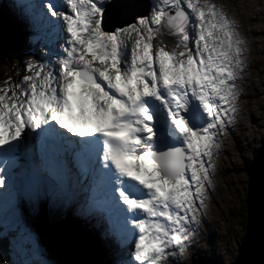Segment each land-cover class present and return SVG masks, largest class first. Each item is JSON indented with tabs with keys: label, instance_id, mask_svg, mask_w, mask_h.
Segmentation results:
<instances>
[{
	"label": "snow or ice",
	"instance_id": "1",
	"mask_svg": "<svg viewBox=\"0 0 264 264\" xmlns=\"http://www.w3.org/2000/svg\"><path fill=\"white\" fill-rule=\"evenodd\" d=\"M120 7L25 5L60 49L0 82V157L31 136L42 160L75 161L93 193L81 214L99 208L114 222L131 245L122 264H179L212 187L217 137L238 111L246 42L210 0H155L149 15L105 30V13Z\"/></svg>",
	"mask_w": 264,
	"mask_h": 264
},
{
	"label": "rangeland",
	"instance_id": "2",
	"mask_svg": "<svg viewBox=\"0 0 264 264\" xmlns=\"http://www.w3.org/2000/svg\"><path fill=\"white\" fill-rule=\"evenodd\" d=\"M210 2L220 7L227 17L236 23V30L246 42L245 55L241 57L244 67L237 80L240 89V95L236 101L238 111L231 125H228L226 130L217 137L220 147L214 151L213 155L212 162L215 169L211 173L212 187L207 190L208 199L205 201L201 214L198 215L199 224L190 243L194 242V244L192 248H190L191 245L187 248L179 264H233L235 262L238 245L240 246L245 235L243 222L247 218L246 197L249 177L244 171L247 168L245 162L253 159V154L261 146V139L264 138V0H210ZM145 3L150 6L152 2L145 0ZM130 4L123 5L121 7L123 9H119L115 20L123 21V18L136 14L134 5ZM5 21L6 17L0 16V25ZM41 35H44V32ZM15 39L21 42L22 52L25 48L22 37L15 35ZM56 43L60 46V41ZM59 46L56 47L58 51ZM8 50L0 57L2 60L0 82L11 76L16 78L18 74H10V76H4V74L7 69L16 71L20 69V62L22 64L23 61V57H19L21 52L19 55L17 50L12 48ZM0 52H2L1 49ZM237 118H243V120L239 121ZM40 196L48 197L45 192H42ZM40 196L37 201L38 206L41 202ZM52 205L57 213L58 208L53 203ZM35 206L31 207L36 213ZM34 212L26 208L25 211L21 210L17 214L14 213L12 216L9 214V217L0 219L3 229L0 235H10L14 238L12 241L20 245H12L15 253L11 260L15 264H38L37 261H26L28 258L25 260L24 251L33 249L35 253H42L43 264H57L46 247L41 249L40 240L37 242L38 234L35 225L31 226L35 221ZM19 231L24 235L21 242H19V238L21 239ZM112 250L117 251L114 247ZM125 250L126 248L123 249ZM11 260L9 264H12ZM106 260L110 264H119L116 260L107 258Z\"/></svg>",
	"mask_w": 264,
	"mask_h": 264
},
{
	"label": "water",
	"instance_id": "3",
	"mask_svg": "<svg viewBox=\"0 0 264 264\" xmlns=\"http://www.w3.org/2000/svg\"><path fill=\"white\" fill-rule=\"evenodd\" d=\"M147 14V11H144V13H137L131 18H128L129 20L119 25H111L108 29L116 26H126L129 23L135 22L134 18L136 16ZM105 24L106 26L109 25L107 23ZM244 171H246L249 176L246 197V228L240 246L238 245V255L233 264H264V138L261 139V146L256 150V153L253 154V159L249 162ZM33 225L34 224L31 226ZM38 227L45 233V236H42L39 243L41 249L46 247L57 264H61L60 261L56 259V256L53 255V252H55V243L51 241L52 239L43 228L40 226ZM12 245L13 243L7 242L5 237L0 235V264H9L14 254ZM2 251L10 252V255L3 254ZM68 258V255L64 254L63 260L69 261ZM11 262L15 264L12 260Z\"/></svg>",
	"mask_w": 264,
	"mask_h": 264
},
{
	"label": "trees",
	"instance_id": "4",
	"mask_svg": "<svg viewBox=\"0 0 264 264\" xmlns=\"http://www.w3.org/2000/svg\"><path fill=\"white\" fill-rule=\"evenodd\" d=\"M8 3V2H7ZM4 6V5H2ZM115 20V19H114ZM4 22V21H3ZM109 25L111 21L107 22ZM4 25L0 28V40L5 42L6 44H10V46L15 45L14 41H11L8 36L6 37V30L9 28V25ZM8 44V45H9ZM13 44V45H11ZM0 46L4 47L1 43ZM251 159L246 160L245 165L248 166ZM41 203H39L40 206ZM64 211V209H63ZM63 211L61 215L63 214ZM45 217H47L48 213L43 211ZM53 213V211H52ZM49 216V215H48ZM48 218V217H47ZM41 226L47 227L48 230H45L48 236L52 239L54 244L55 252L53 255L56 256V259L60 261L61 264H101L100 259V249L98 245L94 242L92 235L84 231L81 227L74 225L75 227L68 226V229H64L60 224L66 226L67 224L64 222H56V227H61L60 231H57L53 226H49L48 220H38ZM70 223H72L69 220ZM243 227L245 228L246 221L243 222ZM8 242V240L5 238ZM6 245V244H5ZM1 251V250H0ZM3 254L10 255V252H3ZM64 254L68 255V260H63Z\"/></svg>",
	"mask_w": 264,
	"mask_h": 264
},
{
	"label": "bare ground",
	"instance_id": "5",
	"mask_svg": "<svg viewBox=\"0 0 264 264\" xmlns=\"http://www.w3.org/2000/svg\"><path fill=\"white\" fill-rule=\"evenodd\" d=\"M56 1V0H55ZM114 2L115 3H117V4H119V5H121V7L123 6V5H126V4H129V3H131L130 5H134V7H135V11H136V14L137 13H144V10L145 11H150V10H152V9H150V7L148 6V3H145V0H132V1H130V0H128V1H124V0H114ZM134 3V4H133ZM119 8V9H123V8ZM125 8V7H124ZM119 9H115V8H109L108 9V11L105 13V15H104V22L105 23H107L108 21L110 22L111 21V24L110 25H119V24H121V23H123V22H125V21H127V20H129L128 18H131V17H126V18H123L124 20L123 21H118V20H114L115 19V16H116V14L118 13V11H119ZM126 10V9H125ZM257 11V10H256ZM135 14V15H136ZM149 14H150V12H149ZM108 24V23H107ZM254 26V25H253ZM256 28V27H255ZM255 31V30H254ZM261 31V30H260ZM44 35H45V32H44ZM253 38V37H252ZM54 45V44H53ZM170 46V48L167 46V48H166V50L167 51H171L170 49H172V47H174L173 45H169ZM242 99V98H241ZM240 107V106H239ZM237 113V112H236ZM236 113H234L233 114V117L234 116H236L235 114ZM242 113V112H241ZM241 116V115H240ZM236 118V117H235ZM238 119V118H237ZM239 121H241V120H243V118H239L238 119ZM233 124V123H232ZM231 125V124H230ZM249 129V128H248ZM247 129V130H248ZM216 164V163H215ZM249 177V176H248ZM249 181V180H248ZM36 190V192H37V197H36V203L35 204H30V206H34V205H36L35 207H39L38 206V204H37V201H38V198H39V196L42 194V192H44V191H47V192H49L50 191V187L48 186V185H45V186H43L42 184H37V185H35L34 187H33V190ZM46 193V192H45ZM55 193H57V194H60V192L59 191H57V192H55ZM48 194H50V193H48ZM40 203H43L44 205L46 204L44 201H41ZM49 203V202H48ZM53 204H54V206H56V204H57V202L56 201H53L52 202ZM62 204H63V201H62ZM63 206H59L58 207V211H57V213H58V216L60 215L61 216V213H62V211H63ZM31 211L32 212H34L32 209H31ZM51 211H53V214L55 215V214H57L55 211H54V208L52 207L51 208ZM37 213V212H36ZM36 213L34 212V218H35V215H36ZM71 220V222L72 223H74L75 221H73V218H70ZM36 219H35V221H34V225H35V228H36V233L38 234V239H37V237H36V239H37V242H38V240H41L42 239V236H45V233L38 227L40 224L38 223V221L36 222ZM76 223V222H75ZM41 226V225H40ZM43 227V226H42ZM198 227V226H197ZM47 230H48V228L47 227H45ZM17 229H19V228H17ZM199 230V229H198ZM197 230V231H198ZM200 232V231H199ZM201 233V232H200ZM199 233V234H200ZM19 234H20V236H21V239L19 238V242H21V240H23L24 239V235H23V233L21 232V231H19ZM198 234V235H199ZM197 238V237H196ZM195 238V239H196ZM200 238V237H199ZM35 239V240H36ZM197 240V239H196ZM193 241V240H192ZM195 241V240H194ZM200 242V241H199ZM197 243V242H196ZM195 243V244H196ZM192 244H194V242L192 243ZM192 244H190L191 245V247L190 248H192ZM189 245V246H190ZM188 246V247H189ZM114 250H121V248L120 247H117V246H114ZM126 251V250H125ZM191 251V250H190ZM193 252V251H192ZM42 253H35L34 252V250L33 249H31V250H26V251H24V257H25V260H26V258H28V260H26V261H37L38 262V264H43L42 263V259L44 258V257H42V255H41ZM124 256V255H123ZM42 258V259H41ZM48 260V259H47ZM107 261V260H106ZM36 262V263H37Z\"/></svg>",
	"mask_w": 264,
	"mask_h": 264
}]
</instances>
